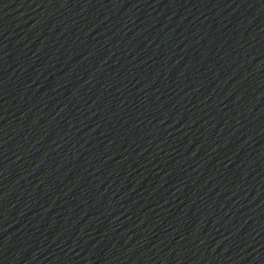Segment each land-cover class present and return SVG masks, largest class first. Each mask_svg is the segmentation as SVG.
<instances>
[{
  "label": "water",
  "instance_id": "95a60500",
  "mask_svg": "<svg viewBox=\"0 0 264 264\" xmlns=\"http://www.w3.org/2000/svg\"><path fill=\"white\" fill-rule=\"evenodd\" d=\"M0 264H264V0H0Z\"/></svg>",
  "mask_w": 264,
  "mask_h": 264
}]
</instances>
